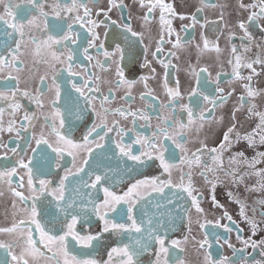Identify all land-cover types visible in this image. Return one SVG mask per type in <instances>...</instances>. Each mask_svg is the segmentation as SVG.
<instances>
[{
    "label": "flooded vegetation",
    "instance_id": "obj_1",
    "mask_svg": "<svg viewBox=\"0 0 264 264\" xmlns=\"http://www.w3.org/2000/svg\"><path fill=\"white\" fill-rule=\"evenodd\" d=\"M37 2L39 3V0ZM162 2L172 5L173 12L167 9L164 12L165 20L171 21V36H169V25H161L159 7L154 8L149 13V19L145 20L144 15L148 9L141 7L134 0H112L110 11L109 0H77V5L83 4L90 9L89 18L95 22L96 26L93 30L99 37L95 44L97 46L103 44V48L89 49L88 55L92 57L89 60L83 52V48L87 47V41L82 39L85 36L91 39L87 31L88 26L86 22L83 26L81 23H73L76 15L83 16L82 7L77 11L64 12L61 10L73 6L72 0H43V11L47 15H40L39 9L27 4L25 0H15L17 7L13 10L17 13V19L27 22L35 16L38 27L34 25L31 32L25 29L24 43L21 46V52L17 53L15 65L0 68V90H6L9 94L12 88H18L21 93L29 92L28 96L18 95L17 100L21 108L15 112H11L8 104L0 100V108L4 109V112L0 114V122H2L0 126L5 129L0 132V143L7 145V148H0V170L16 167L14 161L17 157L11 154L10 149L17 148L25 163H29L30 166L35 165L38 169V174L34 177L36 183L38 184L40 179H47L51 182V187L56 188L60 177L65 175V170L71 169L74 173L75 167L80 166L87 156L89 164L85 165V171L78 176H70L66 181L65 199L74 197L77 202H80L81 197L76 195L74 189L79 186L78 181L81 178H88V171H92L94 175L106 176L104 185L118 195L126 192L128 187L137 180L151 179L154 176L165 180L169 178L160 167L159 160L154 158L146 160L143 166H134L131 161L119 154L115 146L117 143L132 144L134 154H139L151 149L135 144L137 137H147L152 143H159L156 139L159 137L164 142L162 150L165 151V159L174 165L171 178L174 183H179L182 167L180 158L184 153L176 149L172 140L165 138L159 129H166L170 136L174 132L180 133L181 142L191 153L201 147V142L207 148L216 147L218 149L224 132L232 124H235V129L241 136L255 128L258 118L248 116L246 96L244 107H239V97L244 94L241 85L248 81H238L233 78L235 57L230 56L233 45L236 46L237 54L247 55L249 58H254L258 51L253 45L250 52L244 53L241 47L248 45L249 41L243 31L236 26L238 19H246L248 15L247 11L238 8L240 0H162ZM145 3H148V0H145ZM152 3L155 4L156 0H152ZM243 3L251 4L253 0H243ZM57 5L59 8L56 7ZM117 5H122V7H117ZM98 10L108 11V17L103 15V11H99L98 14ZM2 11L0 7V12ZM58 12L59 15H57ZM181 15L185 18L181 19ZM193 16L195 20L192 19ZM112 21H116V24ZM70 23L73 38L78 40L79 47L71 44L70 41L55 44L48 40L50 36L64 35ZM123 23L130 24L132 30L141 35L132 38L129 34L126 38L123 29L119 26ZM61 27L63 31L59 30ZM11 31L6 24L0 22V56H5L8 60L12 59L8 47L14 49L16 40L20 39L18 33H13L9 38L6 32ZM249 31L255 37V41L264 42V32L258 30L254 24L249 26ZM230 33L233 35L229 41ZM161 36H163V43L158 45L157 41ZM177 37L180 38L179 44H177ZM205 39L209 42L207 48L204 46ZM117 44L121 46L122 57L121 52L116 51ZM174 44L177 46L174 47ZM215 46L219 47V52L215 50ZM69 48L74 52L70 70L66 59ZM158 48L162 50L157 51ZM104 51L112 55L105 57ZM153 52L157 53L155 57L152 55ZM54 54L64 62L55 61ZM230 58L233 61L232 64H229ZM117 63L124 71V80L131 82V86L128 83H118ZM164 64H168L167 69ZM53 65L55 66V81L60 85L62 97L54 106L50 103L55 99ZM254 67L259 74L253 77L252 86L256 89H264V66L254 65ZM202 68L208 69L199 77L200 81H207L209 84V87L204 89L205 94L216 95V87L224 89L223 95L232 93L226 102L218 104L215 108L204 102L202 97L197 103L195 97L189 96L192 88L198 86L196 73ZM238 71L241 76L246 77L251 70L241 67ZM217 73L220 74L219 77ZM85 80H88V87L93 89L92 96L94 97L92 106L87 109H85L83 98L78 99L79 94L72 87L75 83L82 90L87 91L84 88ZM165 82L169 88L178 87L181 93V96L173 101L175 108L169 104L170 98L164 87ZM68 94H71V99L69 104L65 105L63 97ZM105 97L108 99L105 100ZM254 102L257 104L258 111H264V95L256 97ZM182 104H188L194 110L195 118L191 124L188 122L187 112L180 108ZM54 107L60 109L66 121L71 122L70 132L67 131V127L61 128L60 118L53 120ZM68 108H71V115ZM234 108L237 109L235 119L232 116ZM105 109L108 111L105 112ZM116 109L135 112L136 116H122L115 111ZM77 111H80L83 119H76ZM201 111L204 112L203 120L199 118ZM26 113L35 114V119L24 121L22 118ZM97 113L99 116L96 115ZM101 118L107 127H114L113 121H115L120 128L125 130L123 137L117 132H110L105 139L104 148L95 147V143H99L95 136L92 138L94 143L85 146L83 135L86 128L92 126L93 122L100 124ZM10 120L15 121L12 125V132L6 130ZM177 121H182L186 127L180 128L176 124ZM22 124H27L28 127L22 128ZM174 124H176L175 128ZM16 129L20 131V140L16 138ZM57 133L65 135L79 147L64 143ZM260 134L257 132L254 136L256 141L254 147H249L246 141L241 140L223 153L218 149L216 155L223 160V168L219 171H207L208 167L213 166L211 156L207 154H203L201 166L189 169L187 164L183 165L185 173L190 170L193 173V194L197 195L199 207L203 211L198 212L192 205L191 198L184 193V198L179 202L187 206L186 215L177 216L175 224L167 231L160 229V234L165 237V246L169 249V255L166 258L168 264H206L207 254H211L215 259H219L220 256L231 257L233 264H240V261L245 258L248 264L261 259L260 253L264 251V245H259V241L264 239V223L259 224L253 235L250 225L239 215V205L230 202L227 195V192L231 191L233 201L239 198L246 204L248 217L254 216L258 221L264 219L260 216V212L264 211V205L254 204V201L264 199V189L260 186L264 178L256 176L254 170L247 164L240 162L229 164V158L235 153L243 152L248 161H251L257 153H264V144L259 143ZM36 139L46 140L52 147H48V144L43 142L37 145ZM232 139L235 140V134ZM56 147L61 149L59 157L61 167L59 168L55 167L57 154L53 149ZM88 147L93 149L92 153L87 152ZM31 148H38L39 151L33 153ZM30 156L33 158L31 162L29 161ZM73 156L76 158L75 166ZM218 166L219 160L216 163V167ZM129 167L135 170L129 173ZM255 168L264 169V162L256 164ZM202 169L210 181L217 176L220 177L215 181L214 193L218 203L223 205L222 208L213 206L212 184L206 183L204 176L199 174ZM228 169H235L241 175L249 174L243 176L242 182L234 184L231 177L225 176V170ZM28 177L27 169L17 167L11 184L8 183L7 177L0 181V229L11 228L13 225L18 226L13 233L0 232V241L15 242L22 236L23 239H20L19 244L11 249L12 255L20 258L26 246L28 229L31 227L32 237L37 242L36 246L44 253V256L34 260L32 256L24 255L22 259L14 261L7 250L0 248V264H22V260H27L28 264H57V261L59 264H64L65 259H69L70 256L65 257L61 249L56 247L55 242L40 243V235L35 231V224H31L30 210L33 201L22 202L13 194L12 190L15 189L23 192L26 197L29 195ZM184 181L187 186L188 177L186 175ZM79 187L85 194L84 199L86 200V193L89 190L82 186ZM252 187L256 190L246 191V188ZM172 191L166 189L164 193H151L150 197H145L138 205L136 215H140L141 209H147L151 214L156 203H163L165 197L171 198ZM92 192L94 200L97 202L103 200L102 191L92 190ZM36 204L37 218L42 222V226L49 231L50 235L62 234L59 229L66 221H64L63 213L58 212L54 198L49 195L46 200L42 198V202L36 201ZM172 207L174 208L175 204ZM253 207L256 209L255 213L252 211ZM25 208L28 210L26 211ZM225 211L232 217L231 220L224 218ZM103 212L104 210L101 209V214ZM54 217L58 222L49 223L48 221ZM107 218L117 223L126 221V217L121 218L117 212H109ZM218 219L220 225L227 224L232 229L231 232L217 225ZM201 224L204 225L203 228L200 227ZM102 227L103 222L92 213L91 206L88 208L87 221L77 224V230L82 235H95L101 231ZM217 237L220 238L219 241ZM225 240L234 246L237 251L236 257H233V249L228 247ZM172 241L177 243L172 244ZM243 241H249V243L245 245ZM251 241H256L258 246L253 248ZM121 242H129L127 234L110 231L103 233L99 242L94 241L88 247L79 245L68 237L66 249L70 255L94 258L99 264H103V261L108 259V251L112 247L121 246ZM154 259L155 256L150 253L140 257L141 264H151Z\"/></svg>",
    "mask_w": 264,
    "mask_h": 264
},
{
    "label": "snow or ice",
    "instance_id": "obj_2",
    "mask_svg": "<svg viewBox=\"0 0 264 264\" xmlns=\"http://www.w3.org/2000/svg\"><path fill=\"white\" fill-rule=\"evenodd\" d=\"M25 2L29 5H33V7L39 9L40 15H47L43 11V0H39V3L37 0H25ZM134 2H138L141 7L147 8L148 12L145 13L144 19H149V13L153 11L154 8L159 7L160 8V22L161 25L167 24L169 25V36L172 34V29L170 27L171 21L165 20L164 12L165 9H167L169 12H173L172 5L170 4H164L162 0H156V3L153 4L152 0H148V3H145V0H134ZM72 7H68L66 9H62L61 11L64 12H73L77 11L78 8H83V16L76 15L73 23H81L83 24L86 22L88 28V35L91 36V39L88 38V36L83 37V40L87 41V47L83 48L84 54L87 56L89 60L92 59L90 55H88L89 49L94 47L103 48V44L101 43L99 46L95 44V41L99 38L98 35L94 32V27L96 26L95 22L89 18L90 16V9L84 6L83 4L77 5V0H72ZM109 11L111 10L112 6V0H109ZM0 7H2L3 11L0 12V22L7 25L8 28H10L11 32H6V35L11 38L13 33H18L20 35V39L16 40L15 42V48L8 47V51L12 56L11 60H8L5 56H0V68L8 67V66H14L15 62L17 60V53L21 52V46L24 43V37L26 35L25 29L27 28L29 32H31L34 25H37V18L34 16L31 19H28L27 22H23L22 20L17 19V13L13 10L17 7L15 4V0H0ZM59 8V5L56 6ZM117 7H122V5H117ZM238 8L242 9L244 11L248 12L246 19H238L236 26L241 29L244 33V36L247 37L249 44L248 45H242L241 47L244 50V53H248L251 51V47L254 45L258 51L255 54L254 58H249L247 55H240L237 54L236 46L233 45L231 48L230 56L235 57V64L233 66V78L238 81H248V83H243L241 87L244 89V94H242L239 97L240 101V108L244 107L245 103V96L247 99L248 104V116L249 117H256L258 118V123L256 124L255 128L252 129L251 132L241 134L236 131L235 124H232L227 128V130L223 134V139L221 140L218 149L221 153H223L227 148L232 147L234 143H239L241 140H244L248 143L249 147L255 146V139L254 136L257 132L261 133L259 135V143L264 144V111H258L257 110V104L254 102L255 98L261 95H264V89H256L252 86L251 81L253 80V77L255 75H258L256 68L254 65H261L264 66V42H257L255 41V37L251 34L249 31L250 25H255L258 30L261 32H264V23H261V21H264V0H253V3L251 4H244L243 0H240L238 4ZM103 11V15L105 17H108V11L104 10H98ZM199 11V9H197ZM60 13L58 12L57 15ZM175 14V13H173ZM87 18V19H86ZM181 19H184L185 17L181 15ZM193 20H195V16L192 17ZM103 23V22H101ZM113 24H116V21H112ZM123 29V34L126 38L129 37V34L132 38L138 37L141 34L135 32L132 30L131 25L128 23H123L119 25ZM72 24H68V31L64 33V35L59 37H49L48 40L55 44L60 43H66L68 41L71 42L73 45H78V40L76 38H73L72 34ZM60 31H63V28H59ZM232 33L229 34L228 39L229 41L232 39ZM34 39V38H33ZM179 37H177V44H179ZM158 45L163 43V36H161L160 40L157 41ZM208 41L204 40V46L205 48L208 47ZM7 46V45H6ZM174 47L177 46L176 44L173 45ZM79 47V45H78ZM161 48H158L157 51H161ZM215 50L217 52L220 51L218 46H215ZM116 51L121 52V57L123 56L121 46L119 44L116 45ZM74 52L72 49H67V61L69 62V70L71 69V61L73 58ZM103 55L105 57H109L112 55V53L108 51H104ZM154 57L157 55L156 52H153L152 54ZM54 60L58 61L59 63H63L64 61L60 59L59 56H55L54 54ZM163 63V61H161ZM233 61L230 58L229 64H232ZM165 69L168 68V64H164ZM241 67L250 69V74L248 76H241L238 69ZM53 86H54V93H55V99L50 101V103L54 106L57 102H59L61 97V88L60 85L56 83L55 81V66L53 65ZM154 71V69H153ZM195 71V70H193ZM207 68H202L200 72L196 73L197 75V87H193L191 92L189 93V96L195 97L196 102L198 103L199 99L202 97L203 101L210 104L213 108H215L218 104H223L226 102L228 97L232 93H228L227 95H223L224 89L216 87L215 92L216 95H209L205 94L204 89H207L209 87V84L207 81H200L199 77L201 73L207 72ZM117 74L119 76L118 83H128L129 86H131V82L124 80V71L120 68L119 63H117ZM210 75V74H209ZM219 73H217V77H219ZM91 79V77H89ZM72 87L75 89V92L79 94V98H83L85 103V109L92 106V101L94 100V97L92 96L93 89L88 87V80L84 81V88L87 89V91L82 90L81 87H78L75 83L72 84ZM167 95L169 96V104L172 108H175V103L173 102L177 97L181 96V93L178 89L169 88L167 86V82H165L164 85ZM98 91V89H96ZM234 91V90H233ZM25 95L28 96L29 92L24 91L21 93L18 88H12L9 92L6 90H0V100L4 101L8 104L9 109L11 112H15L16 110L21 108L20 103L17 100L18 95ZM143 98V96H142ZM71 99V94H68L67 96L63 97V101L65 105L69 104V101ZM108 98L105 97V100ZM78 109V103L76 105ZM180 108L185 110L188 115V122L191 124L194 121L195 113L192 107H190L188 104H182L180 105ZM108 110L105 109V112ZM116 112H118L120 115L127 117L128 115H132L133 117L136 116L135 112H129L127 110H121L116 109ZM237 109H233V119H235V112ZM4 112L3 108H0V114ZM68 112L71 115V108H68ZM76 119H83L82 115L80 114V111L76 112ZM99 116V113L96 114ZM143 115V114H141ZM53 120L55 118H60V126L61 128L67 127V131H71L72 124L70 121H66L59 108H53L52 113ZM201 120L204 119V112L201 111L200 117ZM24 121H32L35 119V114L29 115L25 114L22 118ZM222 119V118H221ZM15 123L14 120L9 121V126L6 129L8 132L13 131L12 125ZM114 127H107V125L104 123L103 118H101V123L97 124L93 122L92 126L87 127L86 131L83 135V141L84 145H88L89 143H94L92 138L95 136L96 141H99V143H95V147L98 149H102L105 147V139L108 136V133L110 132H117L121 137L124 135V129L120 128L115 121H113ZM176 124L179 125L180 128H185L186 125L182 121H177ZM176 124L173 125V127H176ZM0 125H2V122H0ZM22 128H27V124H22ZM5 129L0 126V132L4 131ZM99 130V131H98ZM159 132L163 134V136L167 139L172 140V143L175 145L176 149H179L181 152L184 153L183 156H181V176H180V182L174 183L171 176H172V169L174 168V165L170 163L168 160L165 159V151L164 149V142L159 137H156V139L159 141V143H152V141L147 137H137L135 139V144H140L142 147L146 149H151L150 151H144L140 152L139 154H134L132 144L123 145L122 143H117L115 146L119 150V154L122 157H126L129 161L132 162L134 166H143L146 160H152L153 158L155 160H159L160 167L163 169L164 173L168 174V179H161L158 176H154L151 179L145 178L143 180H137L135 183L131 184L130 187H128L127 191L124 192L122 195H118L116 192L112 191L109 187L104 185V181L107 179L106 176H102L101 174H95L92 171H88L87 173V179L81 178L78 181V185L82 186L84 189H88L89 191L86 193L87 199H84V193L81 192L80 187L78 186L76 189H74L76 195L80 196V202H77L76 199L69 198L65 199V192L67 190L66 181L70 176H78L80 173L85 171V165L89 164V158L86 156L84 158V161L80 166L75 167V172L73 173L71 169L65 170V175L60 177L59 184L56 188L51 187V182L47 179H40L39 183L37 184L34 177L38 174V169L35 167V165L30 166L29 163H25L23 157L20 156V153L18 152L17 148H11L10 152L13 156L17 157V159L14 161L16 167H12L10 169L6 168L3 170H0V181H2L5 177L8 179V183H12L13 175L17 172V167L25 168L27 169L29 173L28 177V190L29 195L26 197L23 192L16 191L13 189V194L16 197H19V199L22 202H26L27 200H32L33 204L31 206L30 210V216H31V224H35V231L39 233L40 235V243H44L45 241H48L49 243L55 242V245L57 248L61 249L63 252V255L65 257H69V259H65L64 264H99L97 259L94 258H80L77 255H70L69 252L66 249V242L67 238L71 237L77 244L83 245L85 247L91 246L94 241L99 242L100 237L103 233H118L123 234L126 233L128 236V243L121 242V246L112 247L108 253V259L103 261V264H141L140 257L145 254H152L155 256V259L151 262V264H168L167 257L169 255V249L165 246L166 241L164 235L160 234V229H165L167 231L170 229L174 224L177 216H183L187 213V206L182 205L179 201L184 198V193H187V196L191 198V203L193 206L196 207L198 212L203 211L198 204V197L197 195L193 194V185H192V171H188L185 173L183 171V165L187 164L189 169L196 166H201L203 164V154H207L211 156V160L213 162V166L208 167L207 171H219L223 168V160L222 158H218L216 153L218 149L216 147L213 148H207L203 142H201V147L196 149L194 152L189 153V150L185 147L184 143L181 142L182 137L180 136V133H175L173 135H168V132L166 129L161 128L159 129ZM233 134H235V140L232 139ZM59 136V139L63 141L64 143L71 145L72 147H79L78 145L74 144L71 139H68L65 135L57 133ZM155 136V133H154ZM16 138L17 140H20V131L19 129H16ZM48 144V142L41 141L40 139H36L35 143L37 145H40L41 143ZM48 147H52L51 144H48ZM0 148H7L6 144L0 143ZM31 151L33 153L39 151L38 148H31ZM53 151L57 154V162L55 164L56 168L61 167L59 163V157L61 155V149L59 147H56L53 149ZM93 149L91 147L87 148L88 153H92ZM69 155H72V153H69ZM174 155V154H173ZM259 157V158H257ZM32 157H29V161H32ZM219 160V166L216 167V163ZM237 162L247 164L249 168L254 170V174L258 177L264 178V169H256L255 165L264 162V153H257L256 156L252 158L251 161H248L246 157H244L243 152L235 153L232 157L229 158V164H235ZM76 164V158L73 156V165ZM135 169L133 167H129L128 171L129 173L131 171H134ZM201 176H204L206 183L212 184V190L213 195L211 197L212 203L214 207H223V205H220L218 201L216 200V196L214 193L215 187H216V180H219L220 177L217 176L214 178V180L210 181L208 176L205 174V171L202 169L199 173ZM249 173H244L241 175L239 172H237L235 169H228L225 170V176L231 177L232 182L234 184H238L239 182H242L243 176L248 175ZM185 175L188 177V184L185 186L184 177ZM94 176V178H93ZM19 187H22V185H18ZM261 188L264 189V180L261 181ZM166 189L173 190L171 194V198L165 197L163 203H156L154 205V210L151 214H149V211L147 209H141L140 215L137 216V210L138 205L142 203L145 197H150L151 193H164ZM92 190L102 191L103 192V200L100 202H97L94 200L93 192ZM256 190L255 187L252 188H246V191H254ZM52 196L56 202L58 212L63 213V218L66 223H63L61 225V228L59 231L62 233L60 235H50L49 231L45 229L44 226H42V222L37 218V204L36 201L40 200L42 202L43 200H46L48 196ZM227 195L230 199V202H235L239 205V215L245 219V221L250 225L253 235L255 234L256 229L258 228L260 223H264V219L262 220H256L253 217H248L246 215V204L243 203L239 198L236 200H232L233 193L231 191L227 192ZM262 204L264 205V199L254 201V204ZM175 204V207L173 208L172 205ZM127 206L126 208L124 206ZM91 206V211L93 214H95L99 220L103 222V227L101 228V231L96 233L95 235H82L77 230V224L79 222H86L88 219V208ZM119 206V207H118ZM101 209L104 210L103 214H101ZM27 211L28 209L25 208ZM253 213L256 212L255 207L252 209ZM109 212H117L119 213L121 218L126 217V221L123 223H117L114 220H109L108 213ZM260 216L264 218V211L260 212ZM70 217V219H69ZM224 218L231 220L232 217L228 215V213L225 211ZM49 223H56L57 218H52L48 221ZM130 222V223H129ZM23 223V221L21 222ZM216 224L220 227L225 228L228 232H231V228L228 227L227 224L220 225L219 219L216 221ZM17 225H13L11 228L7 229H0V232H7V233H13L17 229ZM201 228L204 227L203 224L200 225ZM240 239V237H237ZM20 239H23L21 236ZM20 239L16 240L15 242L9 241L8 243L0 241V248H4L9 252V255H12L11 249L16 246V244H19ZM219 237H217V241H219ZM207 242V238L205 240V243ZM229 248L233 249V257L237 256V251L235 250L234 246L230 243H228L227 240L224 241ZM176 241H172V244H176ZM245 245L249 243V241H243ZM37 242L32 237V229L29 227L28 229V236L26 240V246L24 248V251L21 253V257L18 258L15 255H12V259L14 261H17L18 259H22L24 255L32 256L35 260L37 257L44 256V253L36 246ZM259 245H264V239L259 241ZM47 247V245H45ZM158 246V247H157ZM203 246V244H202ZM251 246L253 248H256L258 246L256 241H251ZM243 251H241V255H243ZM261 259L255 260L253 264H264V251H261L260 253ZM206 264H233L232 258L228 256H220L219 259H215L211 254H207L205 257ZM22 264H28L27 260H22ZM57 264H59V261H57ZM240 264H248L247 258L240 261Z\"/></svg>",
    "mask_w": 264,
    "mask_h": 264
}]
</instances>
